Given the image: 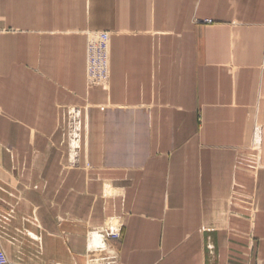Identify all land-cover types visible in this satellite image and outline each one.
<instances>
[{
    "label": "crops",
    "instance_id": "1",
    "mask_svg": "<svg viewBox=\"0 0 264 264\" xmlns=\"http://www.w3.org/2000/svg\"><path fill=\"white\" fill-rule=\"evenodd\" d=\"M87 32L111 37L104 87ZM0 251L264 264V0H0Z\"/></svg>",
    "mask_w": 264,
    "mask_h": 264
},
{
    "label": "built area",
    "instance_id": "2",
    "mask_svg": "<svg viewBox=\"0 0 264 264\" xmlns=\"http://www.w3.org/2000/svg\"><path fill=\"white\" fill-rule=\"evenodd\" d=\"M86 35L87 84L89 87H104L109 82L110 75V34L105 32H87ZM68 133L72 143L75 141L77 143L80 142V117L77 111L70 113ZM96 236L104 242L105 246L106 242H119L122 239V226L119 223L109 226L103 229L101 233H97ZM110 260L102 259V262L108 261L110 264ZM0 264H10L4 251H0Z\"/></svg>",
    "mask_w": 264,
    "mask_h": 264
},
{
    "label": "rangeland",
    "instance_id": "3",
    "mask_svg": "<svg viewBox=\"0 0 264 264\" xmlns=\"http://www.w3.org/2000/svg\"><path fill=\"white\" fill-rule=\"evenodd\" d=\"M80 141V139H79ZM68 142H69V147L71 148V150H76L78 151L80 149V145H79V142L77 143L76 141L74 143H72V141L70 140V138L68 139Z\"/></svg>",
    "mask_w": 264,
    "mask_h": 264
},
{
    "label": "bare ground",
    "instance_id": "4",
    "mask_svg": "<svg viewBox=\"0 0 264 264\" xmlns=\"http://www.w3.org/2000/svg\"><path fill=\"white\" fill-rule=\"evenodd\" d=\"M94 238L98 239L97 242H98L99 244L103 245V241H102L98 236H95ZM95 242H96V241H95ZM95 242H94V243H95ZM105 247H106V246L104 245L103 247H99V248H95V249H97V250H99V249L104 250Z\"/></svg>",
    "mask_w": 264,
    "mask_h": 264
}]
</instances>
